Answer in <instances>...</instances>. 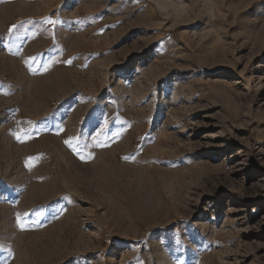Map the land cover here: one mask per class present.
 <instances>
[{"label":"rangeland","instance_id":"obj_1","mask_svg":"<svg viewBox=\"0 0 264 264\" xmlns=\"http://www.w3.org/2000/svg\"><path fill=\"white\" fill-rule=\"evenodd\" d=\"M0 264H264V0H0Z\"/></svg>","mask_w":264,"mask_h":264},{"label":"snow or ice","instance_id":"obj_2","mask_svg":"<svg viewBox=\"0 0 264 264\" xmlns=\"http://www.w3.org/2000/svg\"><path fill=\"white\" fill-rule=\"evenodd\" d=\"M47 23H49V24H55V23H57V21H53V20L49 19V20L47 21ZM106 122H107V121H105V123H106ZM17 139H21V137L17 136ZM82 158H83V157H82ZM18 219H19V218H18ZM20 226H21L22 229L24 228L23 222L20 223Z\"/></svg>","mask_w":264,"mask_h":264}]
</instances>
